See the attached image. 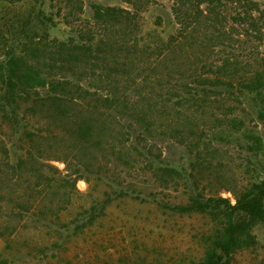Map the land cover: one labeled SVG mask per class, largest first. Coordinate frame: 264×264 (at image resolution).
I'll return each mask as SVG.
<instances>
[{
    "label": "rangeland",
    "instance_id": "obj_1",
    "mask_svg": "<svg viewBox=\"0 0 264 264\" xmlns=\"http://www.w3.org/2000/svg\"><path fill=\"white\" fill-rule=\"evenodd\" d=\"M252 1L264 9V0ZM174 5L175 0H0V264H196L212 221L179 206L198 197L223 198L229 210L245 216L237 197L264 186V81L254 90L201 86L195 74L214 80L212 71L219 69V58L206 45L192 48L186 41L163 60L153 49L138 53L137 84L127 76L115 84L98 74L84 76L81 69L68 72L71 81L101 95L120 90L126 104L120 102L118 112L103 109L99 143L89 148L68 133L70 124L28 103L9 107L6 99L10 65L22 58L36 62L19 47L29 10L43 9L54 21H34L40 34L65 41L92 28L97 8L137 10L131 36L154 48L181 27ZM235 9L231 4L229 11ZM112 28L118 39L129 31ZM248 53L242 72H264V42L245 43L242 54ZM40 63L39 70L59 75L45 66L46 59ZM197 87L207 90H198V99L190 94ZM160 167L177 174H157ZM254 232L256 246L238 251L230 264H264V220Z\"/></svg>",
    "mask_w": 264,
    "mask_h": 264
},
{
    "label": "trees",
    "instance_id": "obj_2",
    "mask_svg": "<svg viewBox=\"0 0 264 264\" xmlns=\"http://www.w3.org/2000/svg\"><path fill=\"white\" fill-rule=\"evenodd\" d=\"M231 4L239 6L234 14L229 11ZM173 9L181 27L170 40L160 39L154 48L152 46L154 44L147 46L140 43L135 39L137 35L131 36L137 27V10L118 7L97 8L92 28L88 31H80L78 37H71L66 41L51 39L46 31L40 34L38 31L40 29L34 21L41 26L48 21L54 25V21L47 17L43 9L29 10L23 15L24 22L21 23L19 32L20 40L25 41L22 40L19 47L22 54L36 62L32 63V60L22 58L10 65L4 79L9 107L11 103L31 104L32 110L40 111L44 116H50L57 122L70 124L68 133L81 148H89L99 143L100 130L105 126L100 123L99 118L107 114L103 109L118 112L117 108L120 102L122 103V98L118 95L120 90L114 89L110 94L101 95L98 91H90L80 83L71 81L67 73L81 69L84 76L98 74L101 80L112 79L113 82V79H116L117 82H113L115 84L120 83L119 77L127 76L137 84L141 73L139 69L138 72L134 69V63L137 61L135 55L148 54V50L153 49V54L158 60H163L176 47L189 40L192 48L196 45L200 47L206 45L207 50L211 49L209 54L219 58L217 59L219 65L216 64L219 69L217 71L210 69V72L216 74L214 80L203 74H195L194 80L201 86L214 83L217 86H226L228 90L235 89L234 87L254 90L263 86L264 72L261 70L253 73L242 72L251 56L249 53L242 54L245 43L255 40L264 42V25L259 23V19H264V9H261L257 2L175 0ZM257 12L263 16H256ZM115 26L129 31L125 37L118 39V32L112 34V27ZM1 34L3 35V32ZM234 34L237 37H234ZM42 59L48 61L45 66L49 69L59 70V75H54L45 69L39 70ZM206 66L204 65L203 68ZM166 82L169 83L170 79L167 78ZM47 86L48 89L45 90ZM198 90L204 94L207 92L204 87L202 89L197 87L195 91H191L190 94H196L197 99L203 94L200 91L198 93ZM178 100L179 103L185 102L183 97L178 96ZM12 112L18 115L20 111ZM175 131L180 132V130ZM158 171L157 174L161 173L162 176L177 174L176 170L170 168L160 167ZM237 201L245 216H237L234 211L229 210L228 205L224 204L227 201L223 198L198 197L187 205L179 206L183 213L206 214L212 221V227L202 234L201 241L205 250L196 264H230L232 257L238 251L256 246L254 226L264 220V186H254L251 191L237 197Z\"/></svg>",
    "mask_w": 264,
    "mask_h": 264
}]
</instances>
